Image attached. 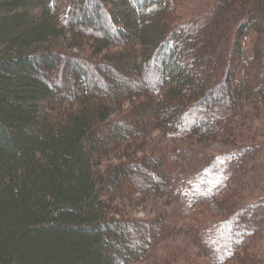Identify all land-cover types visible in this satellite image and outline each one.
Returning <instances> with one entry per match:
<instances>
[{"label": "trees", "instance_id": "16d2710c", "mask_svg": "<svg viewBox=\"0 0 264 264\" xmlns=\"http://www.w3.org/2000/svg\"><path fill=\"white\" fill-rule=\"evenodd\" d=\"M0 264H264V0H0Z\"/></svg>", "mask_w": 264, "mask_h": 264}, {"label": "rangeland", "instance_id": "374dc122", "mask_svg": "<svg viewBox=\"0 0 264 264\" xmlns=\"http://www.w3.org/2000/svg\"><path fill=\"white\" fill-rule=\"evenodd\" d=\"M68 71L69 70H67V77L69 76V73H70ZM207 144L213 150L228 149V146H226L224 144H220V143H215V144L207 143ZM182 172H184V168H181V169L179 168L177 173H182ZM163 204H164V201L160 197L148 198V199L146 198V200H144L142 202L139 201V203L137 205L133 206L131 209H132L134 216L142 217V216H146L148 214L153 213L157 208L162 207ZM170 206H172V205L170 204ZM177 238H178L179 246L181 245V247H184L183 253L196 254L198 252L195 244L187 236L186 237L185 236H179Z\"/></svg>", "mask_w": 264, "mask_h": 264}]
</instances>
